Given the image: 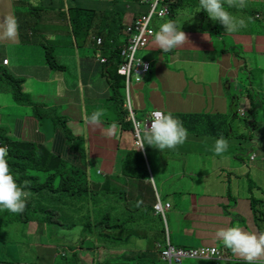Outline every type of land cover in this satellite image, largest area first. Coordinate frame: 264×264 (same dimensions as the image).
Returning <instances> with one entry per match:
<instances>
[{"label":"crops","instance_id":"obj_1","mask_svg":"<svg viewBox=\"0 0 264 264\" xmlns=\"http://www.w3.org/2000/svg\"><path fill=\"white\" fill-rule=\"evenodd\" d=\"M174 1L175 0H173V2ZM0 7H11L10 0H3V6ZM229 9L233 13V8H227L228 11H230ZM193 13L194 10H192V14ZM260 13H250L246 17L243 16L248 19V25L246 28L240 29V31L235 33H226L224 27L218 21L211 20L203 10L198 13L196 12V15L193 14V17H190L185 10H175L173 14L169 13L168 16L170 19L173 18L176 23L181 20V23L178 22L177 25H181V30L186 33L189 43L183 47L176 48L175 50L173 49L171 52H163L155 45L153 35L149 44H151L150 47L152 50L158 51L157 53L155 52L150 59L151 69L149 72L155 67L154 72L158 79V84H160V89H156L152 78L146 86V90L149 92L165 93V95H163L165 105H167V103H174L176 96L180 97V93L166 85L165 80L160 78L161 74L167 81L173 83V85H180V91H182L184 95L195 96L193 100H189L190 106H188L193 110H185L186 112L194 113L201 111L200 109L202 108L208 109L211 111L209 115L212 119L221 122H223V120L224 122L226 121L230 134L232 133L235 136L238 135V137L232 142L233 139L231 136H223L227 139L229 146L227 152L224 153L227 158H223L222 160L217 158L218 156L215 155L214 152L207 149V145L214 143L215 140L208 139L209 136H206V134L191 133L194 138L196 137L198 140L203 138V141H199V148L202 156L208 158L215 169L219 168L220 174L224 175V171L227 170L228 175L226 176L230 179V176L241 168L249 182H252L254 177L255 180L256 177L259 178L256 180L255 189L250 187L248 189L246 183L240 185L241 192L236 193L234 196L232 195L234 198L233 212H236L237 216L229 218L228 215L225 214V210L220 206L222 201L226 200L225 194L218 193L217 189H215L217 193L209 192L213 190V186L209 185H205L198 191L201 177L193 175L196 173V170L195 167L190 164V161L188 165H186L185 160L183 161L185 157L184 153L180 154L181 160L179 162L183 164L185 168L177 173L176 171L171 172V177L168 179L175 181L185 177L184 180L187 178L190 180V185L187 187H180V185L168 186L167 191L163 189V187H158L152 175V163H150L147 156L143 154L148 166V177L144 179H146L148 183H144V179L138 181L135 178L123 177V179H121L117 176L118 186L121 189H125L123 203L126 204L127 207H133V210H131V212H125L117 208L116 214L119 219H116L119 221L122 220L123 236L131 235L130 238H135L137 242L146 240L148 246H143L139 251L133 247L127 250L114 248L111 249L112 251H108L104 242V247H101L102 260L106 257L120 258V261L121 258L122 260H126L125 255L132 257L131 253L138 252L135 254L143 255L147 260L152 262L150 264L160 263L155 245L158 241H154V237L161 227V222L158 218V214L152 210L153 204L158 200L162 205L166 202L170 204L165 210L174 208L182 215L180 223L177 218H173L171 222L174 226L179 224L176 235L170 232L167 216L165 214L163 215L165 221L164 238H168L172 245H174V243L184 245L181 247L215 245L216 241H218L215 236L216 231L221 228H227V225L230 223L232 226L239 225L246 231L258 232V228L256 227L258 226L257 221L253 216L250 217L249 215L250 212H252L250 199L254 196L262 199L260 203V212L264 213V198H262V189L264 190V117L262 118L261 116L263 120L255 123L257 126L255 135L252 136V132H250L247 136V121L245 122L244 119L245 117L248 118V100L242 95L244 94L243 91L237 88L239 78V67L237 64L241 65L242 63V61L237 62V58H243L244 66L254 71L255 68L248 67L246 58L247 53H253L254 59L257 62L255 67L257 68L259 66V68L264 71V48H261L264 47L262 44L264 41V30H255L253 25V20H258L264 25V19L260 20V18H263L259 15ZM262 15H264V11ZM44 24H47V22L43 21L42 25ZM260 27L261 26H259V28ZM158 29L159 26L156 27L155 32L158 31ZM257 34H260V36L258 37ZM244 36L249 39L242 40L239 38ZM87 41L85 37L80 41L60 37L58 46L60 45L64 48V51L62 55H58L57 53L55 56L56 60L64 66V68L60 70L52 69L50 66L46 65V63H43L41 59L37 62L25 61L17 53L16 46H18V44H16V42L11 44L9 48V50H12L11 52L8 51V48L6 49L0 56V70L2 67H6L9 74L14 77L22 78V91L27 93L33 102L40 104V108L39 117H36L30 105L13 100L16 104L26 107L20 108L12 106L14 109L26 110L28 113L24 116H19L17 111H14V113H12V118L6 116L4 122L9 126V130L7 132L4 131V134L12 139L43 144L51 153L59 155L71 165L77 166L80 170L84 171L85 175L90 171V167H96L97 172L102 173L106 178L107 175L112 176L113 173H115V166L118 165L116 157L131 145L132 136L127 132L120 133L119 125L117 124L118 131L113 138L118 139V141L111 142L105 139V143L102 144V141L99 143L96 142L95 138L99 137V134H92L93 129L92 127H88L86 121L85 130L81 125L85 112L91 115L92 109L94 111L100 106L103 108L105 102L109 98L108 85L106 77L103 74L107 88L102 90L98 88L93 89L89 83L71 84L72 78L69 76L71 75L72 77V74L68 67L71 66L73 62L74 64H80L81 62L83 65H87L92 63L90 59L91 56H94L98 61L102 56L91 55L85 50L74 49L75 44L85 45ZM254 43L257 44L260 50L253 52L251 49H248L253 47ZM234 44L243 47V52L240 51L239 55L233 50ZM67 49H70L69 52H66ZM73 50H77L78 53L74 55ZM177 50L179 51L178 53L176 52ZM180 51H184L183 56H180ZM242 55H245V57H242ZM62 57L65 58V62ZM5 58L7 59V63H3V59ZM175 65H177L178 68H175ZM80 68H82L81 65ZM64 71L67 75L69 74L68 81H64L62 78V72ZM143 81L142 78L139 82H133V85H142L144 84ZM262 82H264V76H262L261 79H256L255 76L251 77L248 75V87H250L252 92L255 93L257 89V91L264 93V88L261 85ZM80 88L90 89L87 92L86 98L90 101H94L93 108L86 109V106L82 102V97L78 95V90ZM138 94V91H135V94L132 93L133 98L134 96L137 97ZM179 100L183 108L182 99L180 98ZM256 106L258 109L264 110V96ZM46 109L49 111V114H46ZM107 109L108 107L105 106V110ZM52 111L65 117L66 115L71 116L72 119H68L66 125L70 128L74 136L80 137L81 141L79 145L84 148L86 157L82 155L80 150L72 147V142L67 138L60 126L55 127L52 125L50 114ZM133 111L134 115H136L134 109ZM138 111H142V108L138 107ZM256 113L259 116L260 113L258 111ZM142 115L145 117L148 114L143 112ZM113 118L112 115L107 125L111 126L112 123H116L113 121ZM2 122L3 118L0 116V124H2ZM235 144H239V147H233ZM181 149L182 146L179 145L169 154L177 155V151ZM253 154L254 157L252 158ZM194 158L203 159L198 156ZM231 160H233V162ZM167 163L169 162H166V164ZM215 175L217 180L215 186L222 191L227 187L224 178L225 175L217 177V171ZM85 179L89 180L86 176ZM89 181L94 182L92 180ZM162 182L161 180L160 183ZM101 183L106 184L105 179L101 181ZM229 186L228 188L230 190ZM257 188H259V190H257ZM161 189L163 190L161 191ZM170 196L174 199L178 198L179 200L182 197L181 206L175 204V200L171 202ZM132 200L133 202L130 203ZM136 200H141L142 204L139 205L138 202L135 203ZM241 214H246L247 217L245 218ZM127 220L130 221L131 224H125ZM263 220L261 223H264ZM118 228L121 229L120 226ZM215 246L221 249L222 245ZM224 254L231 256L233 260H220L219 264H227L226 262H229L228 264H245V261L234 254L230 249L224 247ZM90 259L91 264L97 261L94 250L90 252ZM155 259L157 261H155ZM205 259L209 260V262L211 261V259ZM261 260H264V257H262ZM123 263L132 264L127 261L124 262V260Z\"/></svg>","mask_w":264,"mask_h":264},{"label":"rangeland","instance_id":"obj_2","mask_svg":"<svg viewBox=\"0 0 264 264\" xmlns=\"http://www.w3.org/2000/svg\"><path fill=\"white\" fill-rule=\"evenodd\" d=\"M8 1V0H7ZM44 1L50 2V4L46 5L44 3ZM73 2V4H81V0H70ZM120 2L125 1V0H119ZM56 2V4H55ZM68 0H10L11 3V7H0V16L6 15V14H14L18 20V22H27L28 20H30L31 22L36 21V23H42L43 21L47 22L46 27L47 31L44 34V36H38L37 41H35V39H32V37L30 38H24L22 39H18L16 42V44H18L17 47V53L18 55L23 58L25 61H29V62H37L38 60L41 59V61H43V63H46V61L44 60V56L46 54L48 55H52L56 56L57 55V46L59 44V39L55 40V37H59V35L63 38L66 39H70V40H74L75 39L77 41H80L83 39V35H76L74 36L73 32L71 31L70 28V24H69V14L67 13V10L69 8H62L59 9L58 6L60 5H67ZM28 3L31 4H35L37 6L43 5V7H35V9L38 11L37 12H33L32 17L29 18L27 17V15H29L30 11L32 10L31 7H29ZM129 6L127 7H122V20L124 23L128 22L131 20V18L133 17L134 12L135 13H144L148 7H146V5H139L137 6L136 4H132L131 1L129 0ZM89 4V3H88ZM91 5V4H89ZM88 5V6H89ZM0 6H3V0H0ZM181 7H177V10H185L187 14L190 15V17H193V14L196 15V12L198 13V8H199V3L194 2L192 3V5H188L187 3H183L182 5H180ZM264 5L261 4L260 2L253 4L252 0H246V7L243 9H237V8H233V14L237 15V16H248L250 13L254 14L256 12L260 13V11H264ZM47 7H54V9H51L50 11L48 10ZM225 7H227V5L225 4ZM88 8H92L95 11V16L92 20V24L93 27L95 24H101L104 25L105 23H108V21H110V17L109 15V9L108 7H96L93 8L91 6H89ZM48 10V11H46ZM60 10H62L63 12H60ZM64 10H66V12H64ZM192 10H194V13L192 14ZM230 10V9H229ZM46 11V12H45ZM231 12V10H230ZM171 16V15H170ZM48 17V18H47ZM170 19V17L167 15L165 18L163 19H154L153 20V26L158 27L161 23H163L164 21ZM173 19V18H171ZM264 18H260V20H262ZM174 20V19H173ZM253 25H254V29L258 30V31H263L264 30V25H262L261 22H259L258 20H253ZM179 23H181V20L178 21ZM177 22V23H178ZM45 25V24H44ZM259 26H261L259 28ZM23 29V28H21ZM240 31V30H239ZM91 32V30H88V34L85 37L87 41V43L85 45H79V44H75L74 49H79V50H85L86 52H89L91 55H97L100 56L101 55V49L99 47V45L96 43H92V40L94 39V36H91L89 33ZM256 34V33H254ZM258 37L260 36V34H257ZM264 35V33H263ZM253 36V34H252ZM251 36V37H252ZM98 37V36H96ZM95 37V38H96ZM242 40L244 39H249L248 37L244 36V37H239ZM96 38V42H97ZM101 40V39H100ZM120 40V39H119ZM14 42L11 41H0V56L6 51V49L8 48V51L11 52L12 50H9L11 44ZM262 44L264 45V41L262 42ZM43 45H46V49L43 47ZM151 44L147 45L145 48L140 49L137 51V55L141 56L144 59L150 60L154 53L157 51H154L151 49L150 47ZM257 44L254 43L253 47L248 48L249 50L251 49L253 52L260 50L257 46ZM264 48V47H261ZM227 49V48H226ZM70 49H67L66 52H69ZM175 50V49H174ZM233 50L239 55V52H243V47L238 46L236 44H234ZM47 52V53H45ZM171 52V51H170ZM177 53L179 52L178 50L176 51ZM183 52L184 51H180V56H183ZM78 53L77 50H73V54L76 55ZM162 53V52H160ZM234 54V52H233ZM242 57H245V55H242ZM246 58H247V63H248V67L250 68H255L254 71L248 69L247 67L244 66V60L243 58L238 57L237 58V62L238 61H242L241 65L237 66L239 67V78H238V82H237V88L239 90H242L244 94H255L256 95V99H258L255 102V105L257 103H259V101H261L263 99L264 93L261 91H257V89L255 90V93L252 92V90L250 89V87H248V75H250L251 77L255 76L256 79H261L262 76H264V71L259 68V66L256 68L255 66L257 65V62L254 59V54H250L247 53L246 54ZM62 59L65 62V58L62 57ZM90 59L92 60L90 64L87 65H83L81 62L79 63H72L71 66L68 67L70 73L72 74L69 76V74L67 75V73L64 71L62 72V78L64 81H68L69 77L72 78V82L71 84H85V83H89V85H91V87L93 89H104L107 88L106 84H105V77L102 75V71L104 70V65L101 63V61L96 60V58L94 56H91ZM48 62L52 63L54 62L53 59H49ZM46 65H48L46 63ZM80 65L82 68H80ZM49 66V65H48ZM153 66V65H152ZM175 68H178L177 65H175ZM3 70H8L6 67H2ZM53 69V68H52ZM155 67L151 70V72H147L143 75V82L144 84L142 85H133V82H131L130 84V99H131V106L133 107V109L135 110V118L137 120H139L140 122H144V116L142 115L143 112H146L147 114L149 113L150 110L153 109H161L162 111H168L171 112L172 114L178 113V112H185L186 114H188V112H186L185 110H193L190 109L188 106H190L189 100H193V98L195 97L194 95L192 96H186L184 95V93L182 91H180V85H173V83H171L170 81H167L163 75L160 74V78H162L163 80H165V84L168 85L169 87H171L173 90H177L178 93H180V97L176 96L175 98V102L174 103H167V105L164 104V96L165 93H156V92H149L148 90H146V86L149 84L150 79L152 78V81L155 83L156 89H160V84H158V79L156 78V74L154 72ZM57 70V69H56ZM159 75V74H157ZM69 76V77H68ZM107 82V81H106ZM108 85V82H107ZM145 85V86H144ZM262 87L264 88V82L261 83ZM89 88H80L78 90V95L82 97V102L83 104L86 106L87 108H93L94 107V101H90L89 99L86 98L87 92L89 91ZM135 91H138V96H132V93L135 94ZM108 92V91H107ZM182 99V103H183V108L182 105L180 103L179 99ZM13 96H12V92H11V87L10 85L5 81V80H0V116L3 118V122L2 124H0V132H4V131H8L9 130V126L7 124H5L4 119L7 116L8 118H12V113H14V111H17V114L19 116H24L26 113H28V111L26 110H16L14 109L12 106H16V107H20V108H26L25 106H21L16 104L13 101ZM138 107L142 108V111H138ZM103 109L105 110V106L103 107ZM201 111L195 112L197 113V115L201 118V123L199 125L200 129H204L206 128V130L208 128H210L212 126L213 123H216L215 119H211L210 116H206L204 114H210V110H206V109H200ZM259 112V116L256 112ZM263 109H258V108H253L250 110V114H254V120H252V116H249L248 118L245 117L244 121L246 122L247 119L248 121L246 122V132H247V136L250 134V132H252V136L255 135L256 132V122H260L263 119ZM93 112V109H92ZM106 115L104 117H102V123L99 126H90L88 124V127H92L93 132L92 134H99L96 139V142H101L102 144L105 143V139L109 140L111 142H117L118 139L113 138V137H108L106 135V129L109 128L110 126L107 125L112 118V112L105 110ZM35 113V112H34ZM36 115V113H35ZM75 116V115H74ZM248 116V113H247ZM262 116V118H261ZM36 117H38L36 115ZM66 117H68V119H72L70 115H66ZM66 119V120H68ZM251 122V123H249ZM54 125V124H53ZM82 127L85 130V120L83 118L82 120ZM55 126V125H54ZM186 126V125H185ZM56 127V126H55ZM59 127V125H58ZM69 128V127H68ZM70 129V128H69ZM234 130V129H233ZM89 133V132H88ZM205 133V132H204ZM91 134V133H89ZM206 134V133H205ZM227 136H231V138L233 139L232 142L235 140L237 136L233 135L232 133L230 134V131L228 130L227 134H225ZM222 135V136H225ZM206 136H209L208 139H213L216 140L219 137H215L213 135L210 134H206ZM204 137V136H202ZM199 141H203V138L201 139H197L196 137L194 138V136L192 135V133H189L186 141L181 145L182 149L178 150V154L177 155H170L169 153L173 151V149L171 150H164L163 152H160L158 149L153 148L151 146L145 145V147L143 148V154H145V156H147V158L149 159L150 163H152V175L155 178V181L158 185V187H163V189H165L167 191V187L168 186H177L180 185V187L184 186L187 187L190 185V180L187 178L186 180H184L185 177H182L180 179H177L175 181H172L171 179H168L171 177V172L176 171V173L182 169L185 168V166L183 164H180V160H181V156L180 154L184 153V159L186 162V165L190 164L193 165L195 167L196 173L193 175H197L199 177H201V182H199V189L198 191H200L205 185H209V186H213V190L209 191V192H213V193H223L226 196V200L222 201V204L224 205H220L224 210H225V214L228 215L229 218H231L232 216H237L236 212H233V207H234V203L232 200L228 199L227 194L228 192L231 195H235L238 192H241V188L240 185L246 183L247 188L249 189H255V185H256V180L259 179L258 177H254V180L252 182H249L247 180V178L244 175L243 170L240 168L236 173H233L230 176V179L228 176V172L227 170L224 171V175H225V183L226 186L222 191L219 190V188H217L215 186V182L216 180V175L215 172L217 171V177L218 176H224L223 174H220L219 168L215 169L212 164L210 163L208 158H204L202 156L201 150L199 148ZM213 146L214 143H211L210 145H207V149L209 151H213ZM233 147H239V144H235ZM200 157L203 159H195L194 157ZM217 158H220L221 160L223 158H227L226 154H223L222 156H218ZM233 162V160H231ZM166 162H169L166 164ZM68 169H74V168H78L77 166L73 167L70 163H66ZM180 164V165H179ZM90 171L85 175L84 173L80 175L81 177V181H83L85 179V176L89 179L92 180L94 182H97L95 185L98 188H103L104 184L101 183V181H103L105 179V182L107 183V179L108 176L111 177L110 175H107L106 178L102 173H98L96 167H90L89 168ZM167 179V180H166ZM161 180L163 181L162 183ZM144 183H148V181L146 179L143 180ZM114 184V181H110L109 184ZM152 183V182H151ZM112 184V185H113ZM263 184H264V178H263ZM230 185V186H229ZM228 186L230 187V190L228 188ZM161 189V191L163 190ZM215 189H217V192L215 191ZM261 189V187H260ZM257 190H259V188H257ZM117 197V195H116ZM68 198V197H67ZM170 201L174 202L175 200V204H177L178 206H181L182 204V200L183 198L181 197L180 200L178 198L174 199L172 196H170ZM262 198H264V190L262 189ZM84 200H86V198L84 197L81 201L77 198H68V201L71 203H77L78 205H80ZM251 201V200H250ZM96 203V201L91 200L90 203L88 204V207L86 209V214L89 215V217H95L97 215H99L101 213V209L97 208L94 204ZM110 203L112 204V196H111V200ZM260 202L258 203H254V209L252 208V212H250V217H254V219L257 221L258 226H256L257 228H260L261 230L264 231V223H261L263 218H264V213L260 212ZM115 206L117 205V199H115L114 203ZM112 206V205H111ZM82 207V205H81ZM82 212L77 214V220H76V226L72 227L69 229V227H60V228H47L45 229V227L43 225H37L36 222L31 223L29 222H23L21 219L25 218L26 215L24 214H12L11 212L7 211V210H0V233H2L3 237L1 238L0 241V261H6V260H13V259H19V260H23V261H29L31 260L30 257V253L32 252L31 249H28V251H25L22 243V234L26 237V243L29 242L31 243L35 249L38 248V245H41L43 243V249L42 251H40L39 254V258L41 260H44L45 262L50 261L53 254H54V247L59 246L60 242L66 240L69 242H73L76 243L78 245L83 244V247H88L90 249L88 250H92L95 249L93 248L94 246H97L95 243L93 244V241L90 237H85L84 236L87 234V232L82 233V230L84 228H81V225L84 224L86 222V216H85V212H84V208H79ZM166 209V208H165ZM164 209V214L167 216L168 222H169V228H170V232H172L174 235L177 234V228L179 227V224L177 226H174L171 222L173 218H177L179 219V223L182 220V215L177 212L174 208H170L165 210ZM114 213V211H113ZM243 217H247L246 214H241ZM114 219L117 220L116 218L119 219V217L117 216V214L114 213ZM72 219V217L70 218ZM264 221V220H263ZM121 222V221H120ZM26 224H28L26 227H24ZM125 224H131L130 221H126ZM165 227V226H164ZM119 229V228H118ZM116 229L115 231V240L117 241L116 244L114 242H112L111 240H107L106 242V249L108 251H112L111 249L114 248H120V249H130V248H135L137 251H139V249H141L143 246H148V242L146 240H142L137 242V240L135 238H131L126 242H120L119 239L120 237L117 236V234H121L124 231L123 230H118ZM85 230V229H84ZM105 231V230H104ZM127 231V230H125ZM109 233V232H108ZM60 237H61V241H60ZM83 243H82V239ZM125 238H127V236H125ZM51 242V245L49 244V241ZM94 242L97 241V239H93ZM115 244V247H111L109 245H113ZM77 245V246H78ZM175 245V244H174ZM215 245L220 246L221 242L218 240L216 241ZM54 246V247H53ZM101 247H104L103 243H99L97 246V252H95L96 255V260L94 261L93 264H96L98 261L102 262V254H101ZM90 252L88 251L85 254H83L81 256V261L83 264H91V259H90ZM131 255H135L134 253H131ZM126 258H130L127 255H125ZM160 259V258H159ZM133 259L130 260H126L127 262H132ZM219 263V260H211L209 262V260L203 258V259H196V258H184L182 260V262L180 263H173V264H214L215 262ZM160 263L158 264H166V262L160 260ZM244 264V263H243Z\"/></svg>","mask_w":264,"mask_h":264},{"label":"trees","instance_id":"obj_3","mask_svg":"<svg viewBox=\"0 0 264 264\" xmlns=\"http://www.w3.org/2000/svg\"><path fill=\"white\" fill-rule=\"evenodd\" d=\"M130 1L132 4L134 3L137 6L143 4L148 7L147 4L141 3L140 0ZM164 1L169 4L171 14H173L174 11L177 10V7H181L180 5H182L183 3H187L189 6L196 1L197 3H199V0H175L174 2L173 0ZM258 2L264 5V0H252L253 4H256ZM44 3L46 5L50 4V2L47 1H44ZM88 3L91 5H89ZM129 4V0H125L122 2H120L119 0H81V4H73L72 1L68 0L67 5L58 6L59 9L69 8L67 10V13L69 14V24L74 36L82 34L83 37H86L88 34V30H91L89 34L91 36H94L92 43H97L96 38L101 39V42L98 43V45L101 49V55L106 58V61L102 63L104 65L102 74L106 77L109 90V98L105 102V106L108 107L107 110L109 112H112V115L114 117L113 121H115L116 124L119 125V132H127L130 133V136H132L131 145L116 157L118 165L115 166V173H113L111 177L108 176L107 183L105 182L106 184H104L103 188H98L95 185L97 182H91L86 179L81 181L80 175L85 173L84 171L80 170L79 168L68 169L66 164L67 161L59 155L51 153L43 144H36L33 142L12 139L4 134V132H0V147H7L8 149L7 161L16 179V182L23 186L24 181H28V187L25 190L31 193L27 200L26 208L24 212L21 213H25L26 217L21 220L25 223L29 221L31 223L36 222L37 225H43L45 229H53L55 227L60 228L63 226L69 227L70 229L76 226L77 214L82 212L79 208L83 207L86 216V222L81 225V228L85 229L82 230V233L87 232L84 238L90 237L93 241V244L95 243L97 246L99 243L104 242L106 246L107 240H111L115 244L118 241L115 240V231L119 226L121 227V229L118 230H123V225L119 220H115L113 217L114 213L116 214L117 212V208L125 212H131V210H133V207H127L126 204L123 203V199L125 198V189H121L118 186L117 176H119L121 179H123V177L135 178L138 181L148 177V166L145 161V157L142 151L140 149H137L136 145L134 144L135 137L132 120L128 109L124 106V102L126 99L124 90V76L117 72L118 63L120 61L119 52L121 46L119 37L125 27V23L122 20V7H127L129 6ZM28 5L32 8L29 15H27V17L29 18L32 17L33 12L38 13L35 7H43V5L37 6L31 3H28ZM88 5L93 8L108 7V16L111 20L104 25L98 23L93 27L92 20L95 16V11L92 8H88ZM47 8L49 11L51 9H54V7ZM60 12L63 11L60 10ZM64 12H66V10H64ZM260 12L261 13L259 15L264 18V15H262L263 11ZM137 14L139 13L134 12L133 17ZM252 16L255 17L254 15ZM18 23L19 38L22 40L23 37H32V39H35V41H37L38 36H44L48 29L47 27H49H46V24L42 25L41 23H36V21L31 22L30 20L24 23ZM60 37L61 36L59 35V37H55L54 39L57 40ZM43 47L46 49V45H43ZM63 51L64 48L59 45L56 51L58 55H62ZM49 59H53L54 62H48ZM44 60L51 68L58 70L64 68L62 63H59L56 60L55 56L52 57L51 54H46L44 56ZM0 80H5L10 85L14 100L30 105L33 109V112H35L39 117L40 104L33 102L29 95L22 91V78L14 77L13 75L9 74L7 70H3L1 68ZM242 95L245 96V98H247L248 100V117L252 116V120H254L255 115L250 114V110L253 108H257L255 102L258 99H256L255 94ZM98 108H102V106L97 107V109ZM45 111H47V109ZM47 113L49 114V111H47L46 114ZM50 114L52 125H59L65 132L67 138L72 142V147L80 150L82 155L86 157L84 148L80 147L79 145V142L81 141L80 137L74 136V134L66 125V119L68 118L56 114L55 111H52ZM173 115L174 117L182 121L184 127L188 130L189 133H206L215 137H219L227 134L228 132V126L226 125V121L224 122V120L223 122L216 121V123H213L212 126L207 130L206 128L202 130L199 127L201 118L197 115V113H175ZM204 115L205 117L210 116L209 114ZM110 181H114L115 183H112L113 185L109 184ZM111 196L112 204L110 203ZM67 197L77 198L80 201L85 197L86 200L78 205L77 203L69 202ZM227 197L232 201L234 200L233 196L229 192L227 194ZM115 199H117L116 206L113 204ZM91 200L96 201L94 205L97 208L101 209V213L95 217H89V215L86 214V209ZM250 200L251 207L254 209V203H258L262 199L254 196ZM131 202H133V200L130 201V203ZM136 202H138L139 205L142 204L141 200H136L135 203ZM152 210L155 212L153 206ZM156 214H158V218L161 222V227L159 228L157 235L154 237V241L165 243V221L160 213ZM71 217L72 219H70ZM27 225L28 224H26L24 227H26ZM227 226L230 227L232 226V224L230 223ZM259 231L262 230L258 228V232ZM22 236V247L24 248V250H32V252L30 253L31 260L23 261L19 259H13L0 261V264H83L81 261V256L86 252L91 251L88 250L90 248L83 247V244L78 245L76 243L64 240L60 242V245L57 246V248L56 246H53L54 254L50 261L45 262L44 260H41L39 258L40 251H42L43 249V243L41 245H38V248L35 249L31 243H26V237L23 234ZM117 236L120 237V242H126L131 239V235H127V238H125V236H123V233L117 234ZM0 237H3L2 233H0ZM84 238L82 239V243ZM94 238L97 239V241L94 242ZM49 244L51 245L50 241ZM115 244L109 246L115 247ZM179 245V243L175 244V246ZM221 245L222 246L220 250H224L223 244ZM97 246H94L93 248L95 249L92 250L97 252ZM181 246L184 245H180L179 247ZM130 259H133L131 262L132 264L152 263L150 260H147V258L140 254H135V256L126 258V260ZM123 260L124 262H126L125 259ZM123 260L122 258L120 261V258L106 257L102 262H97L96 264H124ZM155 261L157 260L155 259ZM226 263L228 264L229 262Z\"/></svg>","mask_w":264,"mask_h":264},{"label":"clouds","instance_id":"obj_4","mask_svg":"<svg viewBox=\"0 0 264 264\" xmlns=\"http://www.w3.org/2000/svg\"><path fill=\"white\" fill-rule=\"evenodd\" d=\"M225 4L227 8L243 9L246 7V0H199L198 12L201 10L206 12L211 20L218 21L224 27L226 33H235L246 28L248 19L228 11ZM18 39L19 23L16 16L11 13L0 16V41L15 42ZM154 43L161 51L170 52L183 47L189 41L186 33L181 30V25L178 26L175 20L168 19L161 23L158 31L154 33ZM105 115V110L98 108L91 115L85 112L84 120L90 126H99ZM135 127L137 149H143L148 145L163 152L182 145L188 137V130L182 121L171 112L161 110L153 111L149 121L139 122ZM105 131L108 137H114L118 125L112 123ZM228 146L227 139L221 136L215 140L213 151L215 155L222 156L227 152ZM7 156V147H0V210L21 214L31 193L25 190L28 181H24L23 186L16 182ZM215 236L225 248L245 261V264H264V260H261L264 257V231H246L239 225H234L217 230Z\"/></svg>","mask_w":264,"mask_h":264},{"label":"built area","instance_id":"obj_5","mask_svg":"<svg viewBox=\"0 0 264 264\" xmlns=\"http://www.w3.org/2000/svg\"><path fill=\"white\" fill-rule=\"evenodd\" d=\"M142 3L148 5V9L144 13H139L132 17L130 21L125 23V27L119 37L121 41L117 72L124 76L125 102L124 106L128 109L133 128H134V144L136 143V124L140 121L135 118L134 111L131 107L129 97V87L131 82H139L145 73L150 70V60L144 59L137 55V51L145 48L155 33L153 26L154 19H160L170 13V7L164 0H141ZM100 38L97 43H100ZM101 62H105L106 58L101 56ZM140 62V63H139ZM3 63H7V59H3ZM151 110L147 116L144 117V122L149 121ZM162 111V110H161ZM143 151V149H140ZM254 154L252 155V158ZM170 206L169 203L162 205L160 201H156L153 205L155 212L164 215V209ZM156 250L160 260L166 264L180 263L184 258H208L213 260H233L231 256L224 254V250H220L214 245H200L196 247H179L172 245L168 238H165V243L156 242ZM214 264H219L217 261Z\"/></svg>","mask_w":264,"mask_h":264}]
</instances>
